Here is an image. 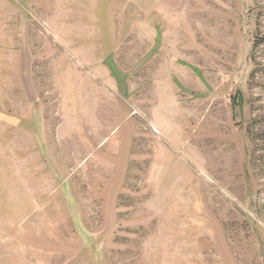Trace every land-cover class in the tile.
Returning a JSON list of instances; mask_svg holds the SVG:
<instances>
[{
	"label": "rangeland",
	"instance_id": "374dc122",
	"mask_svg": "<svg viewBox=\"0 0 264 264\" xmlns=\"http://www.w3.org/2000/svg\"><path fill=\"white\" fill-rule=\"evenodd\" d=\"M0 264H264V0H0Z\"/></svg>",
	"mask_w": 264,
	"mask_h": 264
},
{
	"label": "crops",
	"instance_id": "0c3cea01",
	"mask_svg": "<svg viewBox=\"0 0 264 264\" xmlns=\"http://www.w3.org/2000/svg\"><path fill=\"white\" fill-rule=\"evenodd\" d=\"M7 252V248L4 246H1L0 253Z\"/></svg>",
	"mask_w": 264,
	"mask_h": 264
}]
</instances>
